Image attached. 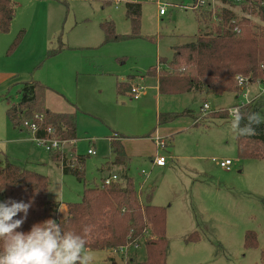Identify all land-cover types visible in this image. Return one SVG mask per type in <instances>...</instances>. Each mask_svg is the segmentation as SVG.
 <instances>
[{
  "label": "rangeland",
  "instance_id": "374dc122",
  "mask_svg": "<svg viewBox=\"0 0 264 264\" xmlns=\"http://www.w3.org/2000/svg\"><path fill=\"white\" fill-rule=\"evenodd\" d=\"M14 1L16 16L9 32L0 34V41L6 43V39L9 40L8 45H0V53L7 59L0 69L4 74H24L33 70L27 58L29 55L20 54L22 42L7 55V49L18 32L24 30L27 38L23 49L37 57L39 53L34 70L42 79L48 78L57 86L52 92L46 90L45 94L48 97V93L56 97L64 94L67 102L75 103L78 109V140L63 143L59 153L69 161L84 156V180L64 175L30 134L24 133L28 139L25 144L0 146L1 153L12 163L46 176L50 200L64 205L78 203L84 187L101 186V180L107 177L105 160L110 153L105 140L107 132L110 129L121 133L140 130V113L135 114L133 110L135 102L125 96L115 97L113 77L109 73L118 76L117 71L121 74L130 70L127 74H145L155 66L157 55L170 61L172 47L192 42L198 34L196 14L213 15L224 5L221 0H204L203 6L187 10L186 7L192 8L196 0H141L140 38L102 44L100 24L106 21L114 24L116 34L130 33L124 4L115 9L113 0L110 3H105L107 0ZM247 4L227 2L225 6L241 17L246 15L242 8ZM159 5H166V14L162 17L158 15ZM253 21L264 27V23L257 19L253 18ZM39 35L45 36V47L41 49ZM60 44L70 50L62 51L64 53L57 58H46L44 48L48 50ZM34 55L31 56L33 59L36 58ZM160 68L167 69L166 63ZM156 73L158 71L154 77L158 76ZM6 88L4 99H0V108L19 100L20 86ZM60 99L67 107L68 103ZM180 101L175 98L173 105L183 106L181 110L189 109L187 116H180L184 117L179 120L180 125L185 126L194 119L195 125L198 124L197 128L174 137L172 150L184 159H173L164 169H151L148 162L133 160L126 169V175L135 181L136 188L142 187L141 196L149 191L147 185H151L152 205L166 210V264H264V161L240 160L231 131L232 119L229 116L226 120L207 116L237 106V98L234 93L217 97L205 89L202 95L188 96ZM203 103L209 106L205 114L199 112ZM78 104L87 111L81 110ZM88 138L94 141L92 146H89ZM135 144L141 145L145 151L151 149L147 142ZM166 147L161 155L169 154L171 148L168 144ZM89 148L94 149L96 155L88 156ZM213 159L233 161L231 170L219 168ZM3 162L0 154V166ZM142 170L147 177L141 174ZM110 172L115 174L112 169ZM65 213L66 208L61 207L59 216L63 217ZM248 231L256 235L255 248L244 247V236ZM194 233L198 240L188 241ZM91 252L94 256L92 264H126L129 259L141 262L145 258L142 244L124 254L109 250Z\"/></svg>",
  "mask_w": 264,
  "mask_h": 264
},
{
  "label": "trees",
  "instance_id": "16d2710c",
  "mask_svg": "<svg viewBox=\"0 0 264 264\" xmlns=\"http://www.w3.org/2000/svg\"><path fill=\"white\" fill-rule=\"evenodd\" d=\"M123 1L130 33L118 35L114 24L106 21L100 24L102 44L140 38L141 0ZM110 2L111 0L105 1ZM221 2L224 6L218 8L213 15L200 12L196 14L199 28L192 42L173 47V55L168 62L165 58H159L158 63H166L167 69H157L155 65L146 72V75L153 73L155 76L158 71L156 74L160 94L201 93L207 89L211 95L219 97L237 91V75L251 76L252 80L263 77L261 66H264V27L256 24L253 18L264 23V0ZM227 2L248 3L242 8L246 15L238 17L231 7L225 6ZM16 7L14 0H0V34L9 32ZM23 35L24 31L20 30L8 47L7 55L16 50ZM65 49L67 47L63 44L49 48L46 50V58L54 57ZM130 87L127 83H118L116 93L122 95ZM46 90L47 87L38 81L24 83L19 91V101L6 110L8 121L12 128L25 133V123L36 125V136L39 138L45 136V128L49 126L56 139L75 142L76 112L56 113L48 110L44 104ZM238 109L245 115L259 112L264 117V94ZM186 114L189 112L160 114L158 123L163 125ZM36 115H40L41 119H37ZM207 116L219 120L228 118L226 110H218ZM256 131L255 136L234 137L240 160L264 161V124L259 125ZM122 139L123 135H120L110 141L111 164L116 168L118 181L109 186L84 187L78 203L65 204L66 213L63 217L59 216L61 203L48 198V178L4 157L3 165L0 166V190L3 189L0 191L1 202L12 199L27 203L30 199L33 200L25 223L16 231L27 233L34 224L51 219L60 225L63 232L83 237L88 250L113 251L126 245L134 249L135 245L142 244L145 258L141 262L129 259L126 264H166V210L152 205L150 189L142 197L135 181L126 175L130 158L124 150ZM49 156L64 175L84 180V156H77L74 161H69L59 152H49ZM21 215L18 214L16 219ZM194 235L195 233L190 235L187 240L197 241L198 237L195 238ZM256 246V235L251 231L246 232L244 247L248 249ZM2 251L3 242L0 241V252Z\"/></svg>",
  "mask_w": 264,
  "mask_h": 264
},
{
  "label": "crops",
  "instance_id": "0c3cea01",
  "mask_svg": "<svg viewBox=\"0 0 264 264\" xmlns=\"http://www.w3.org/2000/svg\"><path fill=\"white\" fill-rule=\"evenodd\" d=\"M40 1H49V0H40ZM120 4L125 5V2H122ZM120 4L115 6V9H117ZM186 9L189 10L187 7H186ZM164 15H161V17ZM39 37H40V35H39ZM41 37L39 40L40 41V43H39L40 49H41V47H45V36L43 38V36L41 35ZM26 38H27V33L25 35H23V37H22V41H21L22 47H21V45L19 46L20 54L29 55V56H27V58L29 60L30 67H32L31 69H33V70L32 71L28 70L24 74H22V73L14 74L12 72L11 73L5 72V74H4L3 70L0 69V99H2V98L4 99L5 95L3 93H4V91H6V89H7L6 87H8L9 89H11V87H18V86L22 87V85L24 83L30 82V81L31 82L38 81L41 84L45 85L47 87V92H49V91L52 92L53 89H57V86L52 84L48 78L42 79L41 75L38 72H36V70H34V69H36L34 65H35L36 61L39 59V53H38V57H37V55L35 56L33 53L31 54V52L28 49H23V45H24ZM1 43L4 45H8L9 40L6 39V43H5V41H0V45H1ZM19 48L17 50H19ZM3 49H5V48L3 47ZM46 50H47V48H44V52ZM69 50L70 49L67 46V49L64 50V52H67ZM64 52H61L59 55L55 56L54 58L61 56V54H63ZM40 54H41V51H40ZM33 55L36 57L35 59H33L31 57ZM4 57H5V55L3 56V54L0 53V65L5 63L4 60H7ZM159 58L160 57H158V55H157L155 65L158 64ZM116 70H117V67L115 65V71ZM129 71L130 70L122 71L121 74H120V72L117 71L116 73H119L118 76L116 74H112V73H109V75L113 77L112 89H113V93L115 94V97L116 96L117 97H120V96L129 97V95H128L129 91L125 92L122 95H118L116 93V85L118 83H127L128 85H131L132 83H134V84H140V85L144 86V92L138 100H131V98L129 97V99L131 101L135 102L133 104V107H134L133 110L136 111L135 114L140 113V115L138 117V121L140 123V130L133 131V132H127V133H121L119 131L110 129L107 132L108 133L107 136H105V140L107 141L109 152H110V141L112 139V136L116 135L117 137H119L120 135H123V139L121 140V142L123 144V147H124V150H125L127 156L130 158V162L128 163L127 166H129V164H131L133 162V160H135L137 162H142V163L148 162L151 169H164L167 166V164L169 163V161H172L173 159H176V160L184 159L181 156H177L175 153V150L174 151L172 150L174 137L176 135L186 133V132L190 131L191 129L197 128L198 124L195 125L196 122L194 119V121L190 120L191 121L190 123L188 122V124H186L185 126H182V125H180L179 120H183L184 117H180L179 119L177 118L176 120H173L169 123L160 125L158 123V116L160 114L182 113L184 111L189 112V109L182 108V110H181V107H183V106L173 105V100L176 98L177 100L180 101V100H183V98H186L188 96L195 97L196 95H202L204 93V90L201 93L190 92V93H185V94H180V95L160 94L159 88H158V77L157 76L154 77L152 75H146V73L143 74L141 72H136L133 74H127ZM29 73H31V74L28 75ZM48 95H49V97L46 94L44 96V104L48 110H50L52 112H56V113H73V112H76L78 114V109H77L75 103L74 104L68 103L67 100L65 99L66 97L64 96V94H61V97H56V96H53L49 93H48ZM60 98H63L68 103L67 107H66V104H63L60 101L61 100ZM19 99H20V95H19ZM58 99H59V101H58ZM180 102H182V101H180ZM16 103H17V100H16V102H12V103H9L7 105H3L2 108H0V146L6 145V144L22 145V144H25L28 140L25 137L27 135V133L21 132L19 130L12 128L10 122L8 121V119L6 117V110L10 106H12ZM79 108L83 111H87L84 108H81L80 105H79ZM200 111H201V107L199 109V112ZM187 115L188 114H186V116ZM76 126H77V124H76ZM76 137H77V132H76ZM155 137H158V138L166 141V145L168 144V146H170V148H171V149H169L170 152H171V150L173 152L172 155L170 152H168L169 153L168 155H170L171 159L168 160L167 164L164 167H153L151 164L153 158L158 153V150L156 149V146L154 144V138ZM77 140H78V138H77ZM87 141L89 143V146H92V143H94V141L90 138H88ZM139 142L149 143V145L151 146V149L145 151L141 145L135 144V143H139ZM2 151L3 150L0 148L1 157L4 158L5 156L2 155V153H1ZM160 153L161 152L159 151V154ZM53 164H54V162H53ZM105 165L107 166V170H108L107 177L112 175L110 172L111 169H112V172H115V175L118 176L116 168L111 164V153H108V156L105 160ZM147 187L149 189L152 188L151 185H147ZM61 207L66 208L63 203H61L60 209H61Z\"/></svg>",
  "mask_w": 264,
  "mask_h": 264
},
{
  "label": "clouds",
  "instance_id": "9594fccd",
  "mask_svg": "<svg viewBox=\"0 0 264 264\" xmlns=\"http://www.w3.org/2000/svg\"><path fill=\"white\" fill-rule=\"evenodd\" d=\"M230 112L231 131L236 137L255 136L257 127L264 124L259 112L245 115L238 108ZM32 206L31 199L27 203L12 199L0 202V264H92L94 256L85 247V239L63 232L51 219L34 224L27 233L16 231L25 223ZM18 214L22 215L16 219Z\"/></svg>",
  "mask_w": 264,
  "mask_h": 264
},
{
  "label": "built area",
  "instance_id": "2783aa9c",
  "mask_svg": "<svg viewBox=\"0 0 264 264\" xmlns=\"http://www.w3.org/2000/svg\"><path fill=\"white\" fill-rule=\"evenodd\" d=\"M124 2L123 0H115V5L117 6L118 4ZM193 7L192 8H188L191 10H196L200 5L203 6L204 0H196V3H193ZM264 5V3L262 4ZM159 11L158 14L164 15L166 13V5H159ZM213 7V6H212ZM160 68L159 63L157 64V69ZM261 70L263 73V77L262 78H258V79H254L252 80L251 76H242V75H237L235 77V82H236V86H237V91L234 93L235 97L238 100V105L237 106H233L230 107L227 110V114L230 117V119H232V114L230 112V109L233 108H238L241 107L243 105H247L252 103L254 100H256L257 98H259L261 95L264 94V66H261ZM144 92V86L140 85V84H132L130 87V90L128 92L129 97L131 98V100H138L142 94ZM209 110V106L207 103H204L202 105L201 108V113L205 114L207 111ZM37 119H41L40 115H36L35 116ZM23 127L27 130V134L32 135L33 140L37 143L38 146L42 147L45 151L49 152H61V148H62V144L65 143L66 141H60L58 139H56L53 135L54 132L52 130V128H50L49 126H47L45 128V136L43 138H39L36 136L37 133V126L34 124H29V123H25L23 125ZM117 138L116 135L112 136V139ZM67 143V142H66ZM73 143V142H70ZM154 144L156 146V149L158 150V153L155 155V157L153 158L151 164L153 167H164L168 160H170V156L167 155H161V153L159 154V151H164V149H166V141H164L163 139H160L158 137L154 138ZM87 155L88 156H94L96 155V152L94 149L89 148L87 150ZM213 161L215 162V164L225 170V171H230L233 161L229 160V159H221V160H215L213 159ZM141 174L145 177H147V173L145 171H141ZM116 181H118V176L117 175H110L106 178H104L101 181V187L102 186H109L113 183H115ZM138 192L142 190V187H138L137 188ZM132 247L130 245H126L123 247L118 248L117 250H113L114 253H126L129 248ZM137 247L136 245L134 246V248Z\"/></svg>",
  "mask_w": 264,
  "mask_h": 264
}]
</instances>
